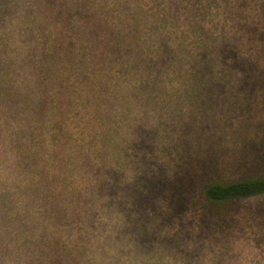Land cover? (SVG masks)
<instances>
[{
  "label": "rangeland",
  "instance_id": "374dc122",
  "mask_svg": "<svg viewBox=\"0 0 264 264\" xmlns=\"http://www.w3.org/2000/svg\"><path fill=\"white\" fill-rule=\"evenodd\" d=\"M24 1L9 10L23 22L30 12L50 34L17 39L16 27L0 26L1 99L19 94L8 86L27 87L28 102L66 82L123 88L105 111L101 211L97 180L74 168L80 178L71 181L79 203L90 202L86 216L107 231L104 241L78 245L75 253L73 240L64 247L36 231L33 248L49 258L43 264H264V194L222 205L205 194L216 181L264 176V0H248L244 12L222 7L207 35L209 44L220 41V51H174V36L185 50L189 33L204 32L202 16L187 17L183 33L175 31L184 0L166 7L163 24L133 31L142 39L150 32L169 51H127L136 46L111 0ZM56 17L82 30L59 32ZM110 71L122 72L108 77ZM67 154L58 158L73 159Z\"/></svg>",
  "mask_w": 264,
  "mask_h": 264
},
{
  "label": "trees",
  "instance_id": "16d2710c",
  "mask_svg": "<svg viewBox=\"0 0 264 264\" xmlns=\"http://www.w3.org/2000/svg\"><path fill=\"white\" fill-rule=\"evenodd\" d=\"M32 1L24 2L27 6ZM128 1L134 3L135 10L131 11L126 6ZM21 2L22 0H0V26L3 24L7 28L16 27L18 30H14V37L17 39L19 35L39 37L42 31L49 33L42 22L41 26L36 23L39 18L30 12L27 11L28 18L23 22L18 12L9 10L11 5L17 7ZM111 2L115 3L116 14L121 17V26L127 29L128 41L136 46L127 51H169L167 48L160 49L152 41L157 38L148 36L150 32L143 37L148 39H142L140 35H134L133 31L142 34L148 31L151 23L163 24L165 9L173 5L174 0ZM247 5L248 0H184L181 10H177L180 12L178 22H182L177 24L175 31L178 34L183 33L187 17L202 16L201 20L204 22L200 23L203 24L204 32L199 37L189 33V38L184 40L185 50L179 48L174 36V51H218V39H214L211 44L207 42L210 29L208 24L216 23L219 13L224 11L223 6H231L244 12ZM53 21L58 31L64 34H68L70 30H82L70 19L56 17ZM26 26L38 29L30 30ZM90 31L92 33L94 28ZM100 31L95 29V34L99 35ZM3 38L4 36L0 35V40ZM234 47L233 43L231 46L228 43L225 49L233 51ZM121 72L110 71L108 73L111 74L107 76L112 77L113 73ZM1 89L4 91L3 87ZM8 89L18 92L24 101H21L19 94L0 98V264L46 262V259H49L47 254L33 248L32 239L36 231H40V237L44 240L58 242V245L62 244L64 247L73 240L75 253H78V245H88L91 241L102 243L107 231L100 223L97 226L86 216L83 209L87 210L90 202L79 203L71 181L76 182L80 178L74 168L87 172L93 183L97 180L100 186L96 188L95 206L101 211L106 160L103 140L105 111L109 102L121 97L122 86L81 84L74 87L68 85V82L54 84L44 87L46 97L42 100L35 96L29 102L27 87L8 86ZM32 90L33 88L30 93ZM21 134H24V137L19 139ZM67 150L72 151L73 159L58 158V154L68 156ZM205 194L207 199L216 205H222L235 198L262 195L264 176L231 182L216 181L206 187ZM56 197L60 198V203L55 202ZM72 198L74 199L71 200ZM76 206L81 209L74 211ZM70 217L73 218L72 221ZM79 256L82 260V253H79ZM55 263L54 260L52 264Z\"/></svg>",
  "mask_w": 264,
  "mask_h": 264
}]
</instances>
